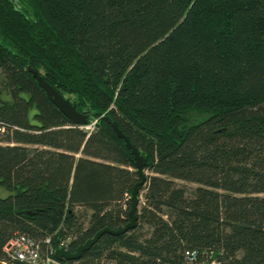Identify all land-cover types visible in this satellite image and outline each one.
<instances>
[{
	"label": "trees",
	"instance_id": "1",
	"mask_svg": "<svg viewBox=\"0 0 264 264\" xmlns=\"http://www.w3.org/2000/svg\"><path fill=\"white\" fill-rule=\"evenodd\" d=\"M0 73V261L130 221L115 122L136 226L67 262L264 264V0H0Z\"/></svg>",
	"mask_w": 264,
	"mask_h": 264
},
{
	"label": "water",
	"instance_id": "2",
	"mask_svg": "<svg viewBox=\"0 0 264 264\" xmlns=\"http://www.w3.org/2000/svg\"><path fill=\"white\" fill-rule=\"evenodd\" d=\"M34 79L38 82L39 86L45 91L46 96L49 100L67 117L70 121L77 126L85 127L87 125V117L83 114L77 112L75 105H72L70 100L61 95L58 91H56L52 86H50L44 78L36 71L31 70ZM117 137L124 140L126 147L131 151L132 155L135 159V164L137 166V171L140 174L141 181L136 184L133 188L132 196H131V206L129 210L130 221L119 230H111L109 228H104L101 231L97 232L93 238L86 241L83 245L79 246L75 252H70L65 249H57L54 254V258L58 261H76L81 258L82 254L89 250L92 245H94L99 238L104 234L110 235H120L124 234L136 226L137 217L135 212L138 208V187L144 182L143 175V166L145 161L143 157L140 155L139 151L133 144L130 142L129 138H127L122 131L118 128L115 122L111 123ZM0 264H7L5 262L0 261Z\"/></svg>",
	"mask_w": 264,
	"mask_h": 264
},
{
	"label": "built area",
	"instance_id": "3",
	"mask_svg": "<svg viewBox=\"0 0 264 264\" xmlns=\"http://www.w3.org/2000/svg\"><path fill=\"white\" fill-rule=\"evenodd\" d=\"M95 122L92 124L82 127L86 130H93ZM45 243L49 244L47 239ZM58 249H66V244L63 243ZM51 246H48L43 250L37 242L31 238L22 235H14L9 242L3 248L4 253L9 262L11 263H21V264H74L67 261H58L54 258L55 251ZM187 264H196V253L187 252L186 253ZM210 264H219L217 261H212Z\"/></svg>",
	"mask_w": 264,
	"mask_h": 264
},
{
	"label": "rangeland",
	"instance_id": "4",
	"mask_svg": "<svg viewBox=\"0 0 264 264\" xmlns=\"http://www.w3.org/2000/svg\"><path fill=\"white\" fill-rule=\"evenodd\" d=\"M3 86H4V79H3V76L2 74L0 73V89L2 90L3 89ZM92 124V123H91ZM86 129V128H85ZM0 144H3L0 142ZM179 185H184V186H187L188 188H194L195 185L193 184H190V183H186V182H182V181H176ZM9 193L0 188V197H6ZM106 264V263H105Z\"/></svg>",
	"mask_w": 264,
	"mask_h": 264
}]
</instances>
